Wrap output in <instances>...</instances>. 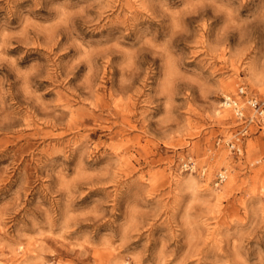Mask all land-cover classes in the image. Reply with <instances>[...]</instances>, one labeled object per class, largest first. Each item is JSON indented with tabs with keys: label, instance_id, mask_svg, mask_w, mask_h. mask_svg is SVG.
<instances>
[{
	"label": "rangeland",
	"instance_id": "rangeland-1",
	"mask_svg": "<svg viewBox=\"0 0 264 264\" xmlns=\"http://www.w3.org/2000/svg\"><path fill=\"white\" fill-rule=\"evenodd\" d=\"M241 84L264 100V0H0V264H264Z\"/></svg>",
	"mask_w": 264,
	"mask_h": 264
},
{
	"label": "built area",
	"instance_id": "built-area-1",
	"mask_svg": "<svg viewBox=\"0 0 264 264\" xmlns=\"http://www.w3.org/2000/svg\"><path fill=\"white\" fill-rule=\"evenodd\" d=\"M222 104L231 107L236 117L237 123H243L242 127L236 134L233 140L226 141V145L229 150L236 155H241L243 147L241 145L243 136L250 133L248 124L252 123L254 128L261 129L264 123V100L260 99L256 95L248 92L245 85H239L236 94L224 95ZM244 104L249 108V115H245ZM257 118V120H255ZM184 170H194L195 163L193 160L188 159L182 163ZM203 171V169H202ZM227 176L226 169L219 171L215 176L214 184L218 185L222 183Z\"/></svg>",
	"mask_w": 264,
	"mask_h": 264
},
{
	"label": "bare ground",
	"instance_id": "bare-ground-1",
	"mask_svg": "<svg viewBox=\"0 0 264 264\" xmlns=\"http://www.w3.org/2000/svg\"><path fill=\"white\" fill-rule=\"evenodd\" d=\"M222 116H223V114H222Z\"/></svg>",
	"mask_w": 264,
	"mask_h": 264
}]
</instances>
